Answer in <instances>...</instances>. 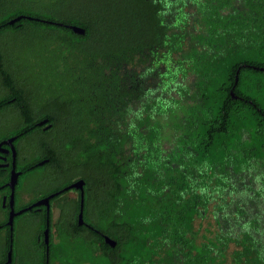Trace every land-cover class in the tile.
<instances>
[{
  "label": "trees",
  "instance_id": "1",
  "mask_svg": "<svg viewBox=\"0 0 264 264\" xmlns=\"http://www.w3.org/2000/svg\"><path fill=\"white\" fill-rule=\"evenodd\" d=\"M75 2L0 0V25L23 16L0 28L3 51L25 27L64 33L41 96L57 99L60 177L89 187L90 230H56L46 258L31 242L15 261L264 264V0Z\"/></svg>",
  "mask_w": 264,
  "mask_h": 264
},
{
  "label": "flooded vegetation",
  "instance_id": "2",
  "mask_svg": "<svg viewBox=\"0 0 264 264\" xmlns=\"http://www.w3.org/2000/svg\"><path fill=\"white\" fill-rule=\"evenodd\" d=\"M22 18V14L10 16L0 28H17ZM0 51V264H12L13 245L27 238L17 235L22 225L27 228V243L35 245H44L45 228L48 244L56 230H90L85 216L89 187L80 177L62 179L54 161L59 136L50 118L57 113V99L28 90L25 68L1 47ZM78 179L83 181L81 224L77 222L80 191L64 189Z\"/></svg>",
  "mask_w": 264,
  "mask_h": 264
},
{
  "label": "rangeland",
  "instance_id": "3",
  "mask_svg": "<svg viewBox=\"0 0 264 264\" xmlns=\"http://www.w3.org/2000/svg\"><path fill=\"white\" fill-rule=\"evenodd\" d=\"M21 3H23V7L27 10H37L41 12H45L46 9L48 11L58 13L64 10L65 12L73 11L74 8H78L75 0H21ZM53 16H56V14ZM33 29H26L25 27L23 29L24 32L22 33V41H18L17 43H14L11 40L9 41L7 37H3L2 45L8 48L9 56H11L13 50L12 59L15 61V63L20 64L21 67L25 68L24 71L28 90L37 94L38 96H41L44 88L42 82L45 80L42 79L43 75L40 74L48 73L45 68H47L51 63L49 52L60 50L59 45L57 44L58 34L63 35L64 33L63 31L59 32L58 30L49 31ZM40 33H42L43 36H40ZM6 36H8L7 33ZM22 44L26 47V49L24 46L22 48ZM54 62L56 66H62L61 60L57 59L54 60ZM55 92L56 91L54 88H50L49 94H55ZM30 177L32 178L33 175ZM243 183L248 184L253 189H256L260 185V180L257 175L254 179L251 178V176H246L243 179ZM207 217L208 218L206 219H208L209 222H212V218L209 214H207ZM24 226L25 225H22L17 229V235L21 233L22 237L25 235L24 237L27 238L26 240H19L13 245L11 256H13L14 260H16L17 257H20L27 244L28 232L27 228H24Z\"/></svg>",
  "mask_w": 264,
  "mask_h": 264
},
{
  "label": "water",
  "instance_id": "4",
  "mask_svg": "<svg viewBox=\"0 0 264 264\" xmlns=\"http://www.w3.org/2000/svg\"><path fill=\"white\" fill-rule=\"evenodd\" d=\"M19 17H17L16 19H18ZM27 18H30V17H27ZM13 22V20H10L8 21L9 24H11ZM47 22V21H45ZM51 23V22H49ZM60 25V24H58ZM66 27H68L73 33H76V34H80L82 35L83 34V29L80 28V27H77V26H74V25H66ZM45 161V160H44ZM44 161H41L39 164H42ZM12 181V180H11ZM83 184V181L81 179H78L77 181L69 184L68 186L64 187V189H68V188H76L80 191V204H79V210H78V215H77V222L78 224H81L82 223V217H81V212H82V185ZM102 238L104 240V243L106 245H108L109 247H113L115 242L108 238L107 236L105 235H102ZM43 238H44V245H45V258L47 257V243H48V240H47V228H45L43 230ZM7 259H6V262H9L10 261V248L9 250L7 251ZM47 264V262H46Z\"/></svg>",
  "mask_w": 264,
  "mask_h": 264
}]
</instances>
